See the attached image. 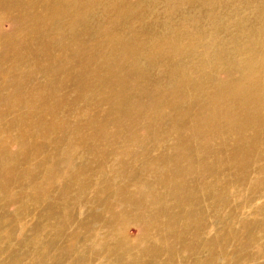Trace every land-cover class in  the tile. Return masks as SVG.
I'll return each mask as SVG.
<instances>
[{
    "label": "rangeland",
    "instance_id": "obj_1",
    "mask_svg": "<svg viewBox=\"0 0 264 264\" xmlns=\"http://www.w3.org/2000/svg\"><path fill=\"white\" fill-rule=\"evenodd\" d=\"M37 2L0 0V264H264V160L223 136L188 143L212 107L172 111L184 77L240 81L264 0ZM109 69L130 76L114 86Z\"/></svg>",
    "mask_w": 264,
    "mask_h": 264
},
{
    "label": "bare ground",
    "instance_id": "obj_2",
    "mask_svg": "<svg viewBox=\"0 0 264 264\" xmlns=\"http://www.w3.org/2000/svg\"><path fill=\"white\" fill-rule=\"evenodd\" d=\"M39 2L42 1V0H38ZM44 1V0H43ZM37 2V3H39ZM33 3V2H32ZM36 3V1L34 2ZM31 6V5H30ZM35 6V5H34ZM53 6V5H52ZM47 7V6H46ZM50 7V5H49ZM54 7V6H53ZM52 7V8H53ZM51 8V9H52ZM74 8V7H73ZM68 9V8H67ZM66 9V10H67ZM50 10V9H49ZM70 10V9H69ZM36 11V10H35ZM48 11V10H47ZM65 11V10H64ZM49 12V11H48ZM68 12V11H66ZM71 12V11H70ZM74 12V10H73ZM64 13V12H63ZM67 14V13H66ZM26 15V14H25ZM42 15V14H41ZM54 16V15H53ZM69 16V14H68ZM67 16V18H68ZM72 16V15H71ZM25 17V16H24ZM42 17V16H41ZM50 17H51V14H50ZM55 17V16H54ZM74 16L71 17V19L73 18ZM52 18V17H51ZM34 19V18H33ZM38 19V18H37ZM50 18H48L47 20H49ZM70 19V20H71ZM74 19V18H73ZM77 19V23H78V18L76 17ZM36 20V19H35ZM42 20H43V17H42ZM44 21V20H43ZM72 21V20H71ZM50 22V21H49ZM75 22V23H76ZM36 23V22H35ZM71 23V22H70ZM32 24V22H31ZM34 24V23H33ZM72 24V23H71ZM26 25V24H25ZM29 25V24H28ZM27 25V27H29ZM79 26V24H78ZM26 27V26H25ZM26 27V28H27ZM25 28V29H26ZM27 30V29H26ZM179 39V38H178ZM182 40V39H181ZM183 41V40H182ZM157 43V42H156ZM179 43V46H176V45H173L172 43H163V42H158L157 44L160 45L162 48H165L166 46H170L171 47V50H172V53L175 55L177 52H180L184 47H188V46H192V42L189 40V41H184V42H178ZM27 44H29L27 42ZM26 45V44H25ZM115 47V46H114ZM29 48V47H28ZM84 48V47H83ZM113 50V48H112ZM252 51H241L238 55H243V56H247L246 60L244 62H242L240 65L241 67V71H242V77L240 79V81L236 82L234 81V83H230L228 84L227 86H217V87H212V85H210L207 81L203 83V79L200 80L199 77H196L195 75H189V73L191 72H194V70L192 69H189V73L186 72L184 73L185 75H189L188 77H184L181 82H179V88L180 91H178L177 94H179V100L177 101H174L172 104L173 105H177L178 108L172 110L175 114H180L182 112L183 109H185V106L184 108L182 109V105L185 103V102H188L187 100H190V102L196 104L198 103L197 105H200V103H203L201 104L202 107H207V106H210L212 107L215 112L210 115V116H204V117H191V119H189L188 121H190L192 124H193V127L195 126L194 128V131H191L190 134L186 135V138H187V141L188 143H190L191 141L195 142V141H198L200 139H203L204 137V134L208 135V136H212V138H217L219 136H223L222 139H224L225 143H227L225 140L226 138L228 140H235L236 141V146H235V151H237V155H249L250 157L254 156V154L252 153H255L256 157L257 158H261L262 160H264V38L262 40H260L259 42H257L256 44V48H251ZM258 50L262 53L261 54V57L262 59H258L257 58V55H258ZM163 54V52H161ZM164 55V54H163ZM89 57V56H88ZM86 58V57H84ZM98 58V57H97ZM124 58V57H123ZM85 60V59H84ZM86 61V60H85ZM87 63V62H86ZM89 64V63H87ZM221 64V63H220ZM220 64H217L215 67H217L219 69V66ZM22 66V65H21ZM22 68V67H21ZM56 68V67H55ZM103 68V67H102ZM48 69V68H47ZM69 69V68H68ZM106 69H104L105 71ZM12 71V70H11ZM89 71V70H88ZM103 71V69L101 70ZM103 71V72H104ZM98 73V72H96ZM78 74V73H77ZM86 74V73H85ZM68 75V74H67ZM90 75V74H89ZM96 74L94 73V76ZM100 75V73H99ZM98 75V76H99ZM77 76V75H76ZM93 76V75H92ZM93 76V77H94ZM98 76H96L98 78ZM105 78L106 80H110V83L112 82L113 85L116 84V85H119L120 81H122L123 79L125 80V78H128L130 75H123V77H119V74L116 73L114 70L112 69H109V71L105 74ZM192 76H195L192 77ZM12 77V76H11ZM82 77H89L87 74L86 75H82ZM21 78V76H20ZM74 78V77H73ZM78 78V77H76ZM96 78V80H97ZM132 78V77H131ZM101 79V78H100ZM78 80V79H77ZM130 80V79H129ZM128 81V80H127ZM193 81L196 82L195 84L191 83ZM83 82V81H82ZM89 82V81H88ZM100 82V81H99ZM126 82V81H125ZM128 82H131V81H128ZM126 82V83H128ZM135 82V81H134ZM103 83V82H102ZM186 83V84H185ZM105 84H108L106 83L105 81ZM88 85V84H87ZM112 85V86H113ZM122 85V84H121ZM126 85V84H125ZM129 85V84H128ZM193 85V86H192ZM194 85H198V86H194ZM101 86V85H100ZM111 86V87H112ZM115 86V85H114ZM192 86V87H190ZM110 87V86H109ZM120 87V86H119ZM126 87V86H125ZM190 87V88H189ZM115 87H113V90H114ZM194 88H197V89H194ZM116 89V88H115ZM112 90V89H111ZM112 90V91H113ZM122 90V89H121ZM111 91V92H112ZM120 91V90H119ZM26 92V91H25ZM113 93V92H112ZM199 97H205L207 100H203L201 101ZM122 100L125 99V101L128 100V97H125V96H121L120 97ZM127 98V100H126ZM118 101V100H117ZM196 101V103H195ZM109 102V101H108ZM123 104V103H122ZM127 105V104H126ZM125 106V105H124ZM117 107V106H116ZM127 110V109H126ZM126 110L123 109V111L126 112ZM187 110V109H186ZM128 111V110H127ZM128 114H130L129 112H127ZM132 116L134 118V113L132 112ZM129 117H131L129 115ZM136 118V117H135ZM134 120V119H133ZM184 121H181V124H185L187 122H184ZM207 126L208 129H202L203 127ZM200 128V129H199ZM209 128H215L213 132L209 131ZM181 129V127L179 128ZM176 132V130H174ZM178 134V133H177ZM183 135V134H182ZM180 137V136H179ZM178 137V138H179ZM220 138V137H219ZM218 138V139H219ZM221 139V140H222ZM223 141V143H224ZM182 142V141H180ZM183 144H188V143H185V142H182ZM210 146H197L195 148H193V146L189 147V151L188 153L191 154V155H195V152L197 154H203V155H206L207 154H211V153H214V151L216 150H213V148H209ZM66 149V148H65ZM195 151V152H194ZM184 153V152H183ZM196 154V155H197ZM183 155V154H182ZM154 162V161H153ZM152 163V162H151ZM150 163V164H151ZM252 163V162H251ZM154 164V163H153ZM152 164V166H153ZM172 164V163H170ZM145 167L147 165H144ZM148 167V166H147ZM150 168V167H149ZM170 168V167H168ZM63 169V168H62ZM165 169V168H164ZM163 169V171H165ZM171 169V168H170ZM216 169V168H215ZM149 170V169H148ZM147 170V171H148ZM219 170V169H218ZM48 171V170H47ZM150 171H151V168H150ZM161 171V172H163ZM169 171V170H168ZM216 171V170H215ZM153 172V171H152ZM166 172V171H165ZM218 172V171H217ZM144 173V171H143ZM149 173V172H148ZM178 173V172H177ZM214 173V172H213ZM220 173V172H218ZM163 174V173H162ZM245 174V173H244ZM171 175V174H170ZM175 176H177L176 174H174ZM163 177V176H162ZM174 177V176H173ZM180 177V176H179ZM179 177H175L177 180L179 179ZM171 178V177H170ZM174 178V179H175ZM147 179V178H146ZM145 179V180H146ZM164 179V178H163ZM173 179V180H174ZM177 180L175 181V183L173 182V184H176L177 183ZM172 181V180H171ZM169 182V181H168ZM202 182V181H201ZM157 183V182H156ZM155 183V184H156ZM161 183V181H160ZM172 183V182H171ZM143 184V183H142ZM145 184V183H144ZM151 185V184H150ZM157 185V184H156ZM171 185V184H170ZM206 185V184H205ZM145 186V185H144ZM173 186V185H172ZM139 187V186H138ZM146 187V186H145ZM161 187V186H160ZM170 187V186H169ZM174 187V186H173ZM257 186H255L256 188ZM137 188V187H136ZM154 188V187H153ZM152 188V189H153ZM165 188H168V187H165ZM175 188V187H174ZM173 188V189H174ZM133 189V188H132ZM139 189V188H138ZM137 189V190H138ZM145 189V188H144ZM149 189L151 190V188L149 187ZM155 189V188H154ZM134 190V189H133ZM143 190V188L141 189ZM165 190V189H164ZM145 191V190H143ZM153 191V190H152ZM168 191V190H166ZM171 191V189L169 190ZM147 192V191H146ZM172 192V191H171ZM171 192H168V193H171ZM145 193V192H144ZM164 193V192H163ZM166 193V192H165ZM164 193V194H165ZM145 194H148V193H145ZM153 194V193H152ZM151 192H150V195L152 196ZM157 196L159 195L158 193H156ZM134 195V194H133ZM154 195V194H153ZM166 195V194H165ZM171 195H174L173 193ZM144 196V195H142ZM147 196V195H146ZM145 196V197H146ZM150 196V197H151ZM168 196V195H167ZM165 196V198L167 197ZM206 194L204 195V198L206 199ZM208 196V195H207ZM217 196V195H216ZM137 197L138 199V196H135ZM156 197V196H155ZM170 197V195L168 196ZM227 197V196H226ZM140 198V196H139ZM221 198V197H219ZM217 197V199H219ZM136 199V198H135ZM154 199V198H153ZM158 199V198H157ZM169 199V198H168ZM203 199V198H202ZM204 199V200H205ZM216 199V198H215ZM139 200V199H138ZM144 200V199H143ZM164 200V199H163ZM132 201V200H130ZM149 201V199H148ZM148 201H147V204H148ZM157 200H155L154 203H156ZM162 201V200H161ZM166 201V200H164ZM174 201V200H173ZM217 201V200H215ZM141 202V201H140ZM169 202H172L171 201V198H170V201ZM190 202V201H189ZM247 202V201H246ZM162 203V202H160ZM167 203V202H166ZM165 204V203H164ZM189 204V203H188ZM152 205V204H151ZM160 205V204H158ZM171 205V204H170ZM169 205V206H170ZM156 206V204L154 205ZM167 206H168V203H167ZM158 207V206H157ZM164 207V206H163ZM162 207V208H163ZM197 207V206H196ZM161 208V210H162ZM156 209V208H155ZM158 209V208H157ZM165 209V208H164ZM160 210V209H159ZM158 210V212H159ZM160 210V211H161ZM168 209L165 210L166 213H168L167 211ZM179 210V209H178ZM170 211V209H169ZM189 211V210H188ZM192 211V210H190ZM155 212V211H154ZM164 212V213H165ZM176 215L174 213V215L176 216V218L178 217L177 214L179 211H177L176 209ZM197 212V211H196ZM195 212V213H196ZM200 212V211H198ZM203 212V211H202ZM165 213V215H166ZM171 213V212H170ZM181 213V212H180ZM189 213V212H188ZM187 213V214H188ZM194 212H192L193 214ZM204 213H206V211H204ZM156 214V213H154ZM163 214V212H162ZM162 214H159V215H162ZM173 214V213H172ZM183 214V213H182ZM182 214L180 215L179 214V220L178 218L176 219V222L177 221H180L181 222V217H182ZM187 214L186 216H184V218L186 217L187 218ZM190 212V215L193 216ZM201 214V212L199 213V215ZM152 215H153V212H152ZM158 215V214H157ZM173 215V217H174ZM196 215H198V213H196ZM198 215V216H199ZM204 215V214H203ZM202 215V216H203ZM154 216V215H153ZM152 216V218H153ZM191 216L189 217L190 220H191ZM201 216V215H200ZM199 216V217H200ZM201 216V217H202ZM156 217V216H155ZM154 217V219H155ZM161 217V216H160ZM163 222H164V214H163ZM168 219L171 218L169 217V215H167ZM172 217V219H173ZM158 218V217H157ZM194 218V217H193ZM192 218V219H193ZM197 218V217H196ZM171 219V220H172ZM136 220V219H135ZM139 219H137L138 221ZM147 219H144V221H146ZM151 220V219H149ZM159 220V219H158ZM157 220V221H158ZM175 220V218H174ZM189 220V221H190ZM194 220V219H193ZM156 221V219H155ZM160 221V220H159ZM185 221L187 222V220L185 219ZM192 221V220H191ZM148 224L150 222H147ZM159 223V222H158ZM161 223V222H160ZM171 223V222H170ZM179 223V222H178ZM191 225V222H189ZM165 224V222H164ZM180 224V223H179ZM188 223H186L187 225ZM150 225V224H149ZM158 224L155 225V227L157 226ZM177 225V223L175 224ZM152 226H153V223H152ZM164 226V225H163ZM162 226V227H163ZM168 227V225H165V227ZM172 226V225H170ZM174 226V225H173ZM173 226L171 227V229L173 228ZM179 226V225H177ZM181 226V225H180ZM193 226V225H192ZM151 227V226H150ZM164 227V228H165ZM167 227L165 228V230L167 229ZM149 228V227H147ZM162 228V230L164 229ZM177 228V227H176ZM175 228V229H176ZM170 229V228H169ZM174 229V228H173ZM178 229V228H177ZM152 231V229H151ZM155 231V229H154ZM161 231V230H160ZM178 231V230H177ZM153 232V231H152ZM162 232V231H161ZM160 232V233H161ZM156 233V232H155ZM166 233V232H165ZM158 234V233H157ZM167 234V233H166ZM154 235V234H153ZM176 235H180V233L176 234ZM182 235V233H181ZM167 236V235H166ZM188 236V235H187ZM145 237V236H144ZM152 237V236H151ZM154 238V237H153ZM152 238V239H153ZM167 238V237H166ZM179 238V236H178ZM184 238V237H183ZM183 238H182V241H183ZM195 238V237H194ZM198 238V237H197ZM196 238V239H197ZM147 240V238H146ZM179 240V239H178ZM198 240V239H197ZM196 240V241H197ZM165 241V240H164ZM177 241V240H176ZM175 241V242H176ZM180 241V243H179ZM178 241V244H181V240ZM195 241V242H196ZM228 242V241H226ZM177 243V242H176ZM191 243H193L191 241ZM199 243V242H198ZM229 243V242H228ZM240 243V242H239ZM164 244V243H163ZM171 244V243H170ZM173 244V243H172ZM175 244V243H174ZM173 244V245H174ZM197 244V243H196ZM202 244V243H201ZM168 245V244H167ZM166 245V246H167ZM195 245V244H193ZM198 245V244H197ZM203 245V244H202ZM205 247H206V244H204ZM219 245V244H218ZM227 245V243H226ZM240 245V244H239ZM249 245V244H248ZM165 246V244H164ZM172 246V245H171ZM171 246H168V247H171ZM196 246V245H195ZM200 246V244L198 245ZM197 246V247H198ZM228 246V245H227ZM176 246L174 245V248ZM189 247H192L191 245ZM211 247V246H210ZM224 247V246H223ZM241 248H243V246L240 245ZM248 247V246H247ZM246 247V248H247ZM263 247V246H262ZM146 248H149V247H146ZM164 248V247H163ZM162 248V250H163ZM180 248V247H179ZM200 248V247H199ZM214 248V246H213ZM144 249V248H143ZM167 248H165L166 250ZM170 249V248H169ZM190 249V248H189ZM195 249V248H194ZM193 247H192V250H194ZM204 249V248H203ZM211 249V248H210ZM209 249V250H210ZM221 249V248H220ZM264 249V247H263ZM149 250V249H148ZM151 251V250H149ZM156 250V249H154ZM163 250V251H165ZM174 250V249H172ZM171 250V252H172ZM177 250V249H175ZM179 250V249H178ZM177 250V251H178ZM213 250V249H212ZM211 250V251H212ZM197 251V250H196ZM215 251V250H214ZM157 252H159L158 250L156 251V254L154 255H157ZM195 252V251H194ZM179 253V252H178ZM214 253V252H213ZM256 253V252H255ZM146 254V253H145ZM149 254V253H147ZM152 254V252H151ZM150 254V257L152 256ZM170 256V253H166ZM261 254V253H260ZM176 255V253L172 254V256ZM184 255V253H183ZM179 256V255H178ZM182 257V253L180 255ZM179 256V258H180ZM185 256V255H184ZM183 256V257H184ZM259 256V255H258ZM257 256V257H258ZM161 257V256H160ZM175 257V256H174ZM174 257H172V259H175ZM183 257H182V260H183ZM192 257V255L190 256ZM256 257V258H257ZM153 259V258H152ZM171 259V258H170ZM185 259V258H184ZM190 259V258H188ZM192 259V258H191ZM157 260V258H156ZM155 260V262H156ZM164 260V259H163ZM187 260V258H186ZM251 260V258H250ZM168 261V259H167ZM171 261V260H170ZM172 262V261H171ZM174 262V261H173ZM176 264V262H175ZM231 264V263H230Z\"/></svg>",
    "mask_w": 264,
    "mask_h": 264
}]
</instances>
